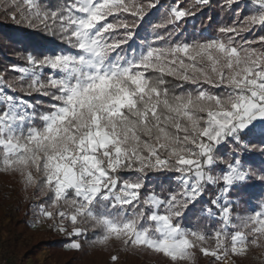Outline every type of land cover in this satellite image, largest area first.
<instances>
[{"label":"snow or ice","instance_id":"obj_1","mask_svg":"<svg viewBox=\"0 0 264 264\" xmlns=\"http://www.w3.org/2000/svg\"><path fill=\"white\" fill-rule=\"evenodd\" d=\"M0 15L40 34L0 68V174L31 228L162 264L264 249V194L242 199L264 186V0H0Z\"/></svg>","mask_w":264,"mask_h":264},{"label":"rangeland","instance_id":"obj_2","mask_svg":"<svg viewBox=\"0 0 264 264\" xmlns=\"http://www.w3.org/2000/svg\"><path fill=\"white\" fill-rule=\"evenodd\" d=\"M242 2H247V0H242ZM158 18L159 17H154V19ZM195 19L196 17L190 21L189 27H192V23ZM189 30L191 31L190 28ZM14 194L24 199L25 194L21 191L18 178L6 174H0V208H2L3 211L10 213L11 225L9 228L11 229V232L9 233V236L11 237L10 241L12 242L10 249H12V252L15 254V258L12 257L14 258L13 260H11L12 258L5 259L10 261L8 264H26V261H23V254L29 245H47L53 242V236L69 239L66 235H61L47 227H41L39 229L31 228L30 224L32 222V217L20 214L22 211L16 208L15 202L10 198L8 199V197ZM262 194H264V188L259 192H253L252 196L242 199L248 201L252 207H255L256 202ZM28 195L31 196V193ZM63 250L66 251L69 249L64 246ZM45 251L46 257L43 262H37L36 264H65L69 259V256L62 254L61 251L53 248L49 249L45 246ZM112 253L113 254L109 255V253L103 248H93L88 246V252L79 264H112L111 256H118V253L121 254V258L117 260L116 264H162L161 257L150 253H131L121 251L118 248H113ZM229 264H264V249H250L246 257L230 258Z\"/></svg>","mask_w":264,"mask_h":264},{"label":"trees","instance_id":"obj_3","mask_svg":"<svg viewBox=\"0 0 264 264\" xmlns=\"http://www.w3.org/2000/svg\"><path fill=\"white\" fill-rule=\"evenodd\" d=\"M59 0H49V3H51L53 6H55ZM171 0H163V3L165 5L169 4ZM217 0H213V4ZM218 9L216 7H213L212 9H206L205 15H213L215 23H213L212 27L213 29L216 27V24L223 22L221 17L217 15ZM203 17L197 16L194 23L196 25H199L201 23V20ZM190 29L192 27H189ZM40 34L33 33L32 30L21 28L16 25H12L8 22H6L3 19V16L0 15V68L5 66L7 63H22V61L17 60L11 51V50H23L26 46H28L30 43H37V41H33V36H38ZM11 37V39H9ZM14 41H19L18 43H14ZM154 184L159 185L160 181L155 180L153 181ZM264 188V186H260L258 182L253 183L249 186L248 190L243 193L242 198L250 197L253 195V192H259ZM70 240L67 238H61L57 236H53V242L49 243L47 245L43 244H37L35 246L30 245L27 247L25 251V258H32V260L35 262V256L37 252L42 250L44 246H49V248H53L55 250L61 251L62 254L69 256V259L65 262V264H79V262L84 259L86 253L88 252V245L84 244L83 249L81 251L76 250H63L64 246L69 243ZM118 248L120 249L119 245L113 244L111 245L106 251L109 253V255L113 254L112 249ZM119 259L121 258V254L118 253ZM197 264H205V258L200 257L197 260Z\"/></svg>","mask_w":264,"mask_h":264},{"label":"crops","instance_id":"obj_4","mask_svg":"<svg viewBox=\"0 0 264 264\" xmlns=\"http://www.w3.org/2000/svg\"><path fill=\"white\" fill-rule=\"evenodd\" d=\"M5 188H7V187H5ZM14 196H16V194L8 197V199L10 198L12 200V198ZM15 205H16V208L18 210L22 211V212H20V214H24V215H28L29 217H32V214L30 212V208L28 206L20 207L16 203H15ZM10 225H11L10 213L7 211H3V209L0 208V261L3 259H6V258H12V257L15 258V254L12 252V249H10L11 245H12V242L10 241L11 237L9 236V233L11 232V229L9 228ZM47 247L49 248V246H47ZM26 249H25V251H26ZM25 251L23 254V261H26V264H31V263L36 264L37 262L41 263V262H43L44 258L46 257L45 256V254H46L45 246L42 248V250L37 252V254L35 256V262L30 257H28V258L24 257ZM14 258H12L11 260H13ZM39 258H41V259H39ZM6 261L8 263L10 262L9 260H6Z\"/></svg>","mask_w":264,"mask_h":264},{"label":"built area","instance_id":"obj_5","mask_svg":"<svg viewBox=\"0 0 264 264\" xmlns=\"http://www.w3.org/2000/svg\"><path fill=\"white\" fill-rule=\"evenodd\" d=\"M12 200L20 207L28 206L30 208V201H26L25 199H22L19 196H14ZM44 227H47V226L45 225L43 226V228ZM0 264H8V262L5 259H3L0 261Z\"/></svg>","mask_w":264,"mask_h":264}]
</instances>
